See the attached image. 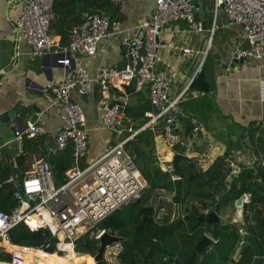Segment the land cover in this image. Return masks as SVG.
Instances as JSON below:
<instances>
[{"label":"built area","instance_id":"obj_1","mask_svg":"<svg viewBox=\"0 0 264 264\" xmlns=\"http://www.w3.org/2000/svg\"><path fill=\"white\" fill-rule=\"evenodd\" d=\"M127 1L111 0L116 5ZM214 2V20L210 30L198 20L195 0H156V9L151 18L140 23L133 31L124 29L120 21L112 20L103 13H89L84 16L81 24L72 29L67 47H63L50 33L58 18L54 0H28L20 7L16 29L30 47L31 56L38 58L52 54L57 65L66 71L63 80L48 82L42 94L63 123L55 136L54 144L48 147L47 152L55 156L72 146L74 166L66 172L65 181L57 184L53 166L48 160L34 157L33 161H28V170L23 177L17 176L14 180L18 206L10 213L0 212V252L12 257L10 263H0L26 264L25 256L32 251L46 256H69L71 251L60 249L58 245L61 243L72 246V252L77 257L86 256L75 251L74 242L123 206L139 199L148 188L130 145L137 141L140 134L151 132L161 136L172 151V159L177 154L175 149L184 144L181 127V122L184 121L183 104L206 96V92L194 90L191 85L202 73L209 49L202 53V62L192 79L175 91V68L168 71L157 69L162 48L161 38L167 26L185 22L189 32L204 34L208 30L209 48L218 29V16L223 13L228 26L243 27L242 39L248 44L245 49H236L235 59H264V0ZM115 38H120V45L124 49L123 66L114 65L102 69L91 78L86 70L76 64L77 56H94L98 53L101 42ZM181 51L186 57L194 55L191 48H182ZM132 86L135 91L147 87L149 101L155 109V112L145 113L147 121L140 126H136L127 114L130 97L127 89ZM95 87L100 89L96 109L102 116L103 126L113 133L114 144L102 157L82 168L81 163L89 154L90 131L86 115L71 99V92L89 96L94 93ZM190 125L194 134L200 132L201 127L196 119L190 118ZM47 135L46 129L38 122L19 121L14 128L18 156L24 154L26 139ZM157 160L164 170H173L172 162L170 167L163 163L166 158ZM258 162L264 167V159ZM229 168V177L242 173V168L233 162ZM177 179L180 178L172 177L173 182ZM241 199L247 211L253 205V196L244 192ZM161 203L154 210L153 216L157 223H162L167 216V205L173 206V196L162 198ZM198 210L201 216L207 217L215 212V207H199ZM21 224L32 232L49 231L57 239L56 248L50 251L49 243L39 247L12 244L9 232ZM207 226L210 225L204 223V227ZM207 229L205 228V235L211 237ZM105 232L99 231L95 238L99 240ZM239 234L242 240L233 256L234 262L242 259L247 245L244 239L247 234L242 226L239 227ZM211 238L214 244L218 242L214 236ZM4 244H9L15 250H7ZM121 250L122 247L118 245L109 248L105 254V264H114ZM39 259L35 257V262H39ZM261 264H264V252L261 254Z\"/></svg>","mask_w":264,"mask_h":264},{"label":"crops","instance_id":"obj_2","mask_svg":"<svg viewBox=\"0 0 264 264\" xmlns=\"http://www.w3.org/2000/svg\"><path fill=\"white\" fill-rule=\"evenodd\" d=\"M27 1L0 0V156L9 154L13 161L18 155L17 144L14 142V128L19 121H36L44 127L48 132V135L43 137L47 147L54 144L56 134L63 127L59 115L49 106L42 90L52 80H63L66 71L57 65L52 54L33 58L30 47L19 36L16 21L20 7ZM80 1L82 0H61L59 2L62 3L59 9L61 18L82 20L88 12H80L81 8L75 10ZM195 5L198 20L210 30L214 20V0H195ZM118 6L120 9L117 17L122 27L133 31L140 23L151 18L156 9V0H128ZM98 12L106 14V11ZM59 15L57 14L56 23L59 21ZM107 16L111 18V14ZM56 26L58 27V23ZM217 26L218 29L214 33L218 34L216 44L211 48H208L210 35L208 30L204 34L189 32L185 22L167 26L161 38L162 48L157 69L168 71L175 68L174 90L177 91L192 79L202 62V53L209 49L200 74L202 81L199 85L202 90L197 89L206 92V96L190 100L182 107L183 132L187 123L190 125V118L196 119L201 127L200 132L193 133L189 140L186 156L198 171H207L220 158H225L224 163L227 167L233 162L244 170L252 168L256 158L250 141V132L258 127L259 123L262 128L257 132L258 139L262 137L264 131V59L260 61L244 59L242 63L238 60V64L233 65L236 49L248 47L242 39L244 29L240 25L228 26L223 13L218 16ZM50 33L63 47L68 46L62 44V35L56 29L55 31L52 29ZM120 44V38L105 40L101 42L96 55L77 56L76 64L86 70L91 78L102 69L114 65L123 66L124 49ZM182 48H191L194 55L183 56ZM140 91L149 100L148 91H144V88ZM99 98V87H95L94 93L89 96H82L76 91L71 92V99L86 115L90 131L89 154L84 161L85 165L102 157L114 144L113 133L103 126L102 116L96 109ZM137 104L138 97L130 96L128 107ZM5 114H8L6 119ZM129 117L136 126H139L142 119L135 121L134 116ZM146 136L156 158L165 159L172 153L159 134L147 132ZM49 156L39 148L28 161H33L34 157L48 160ZM169 160H164L163 163L167 165ZM236 179L227 185V191L221 188L216 197L214 206L220 217V226L236 224L239 209L237 202L241 196L226 199L229 194L236 192L232 188ZM161 204L151 206L156 210ZM191 204L193 203L187 206ZM170 206L167 205L168 213L163 222H166L174 212V206L171 208ZM205 228L210 231V226L203 227L204 230ZM244 239L246 241V237ZM246 242L248 246L249 242ZM211 250L212 248L208 251ZM203 257L204 255L199 260L201 261ZM207 263L221 264L218 259Z\"/></svg>","mask_w":264,"mask_h":264},{"label":"trees","instance_id":"obj_3","mask_svg":"<svg viewBox=\"0 0 264 264\" xmlns=\"http://www.w3.org/2000/svg\"><path fill=\"white\" fill-rule=\"evenodd\" d=\"M54 1L55 12L59 15V9L62 4H59V2L61 0ZM78 3L80 5L77 4L75 10L81 8L80 12H88V14L106 11L104 15L111 14L112 20L119 21L117 15L120 7L112 3L111 0H82ZM82 21L83 19H63L60 16L57 22L58 27L55 22L52 25V29L53 31L56 29L61 33L62 44L64 46L69 45V34ZM201 81L200 75L192 83V89L202 90L199 85ZM127 93L130 96L136 95L138 97V104L136 106H129L127 112L129 116L135 117V121L142 119L139 124L140 126L147 121L145 113L155 112V109L141 91L136 93L134 86L128 88ZM260 128L262 127L258 126L250 132V141L256 161L253 162L252 168L242 170V173L232 186L236 192L231 191L232 193L226 199L238 198L244 192L252 194L253 205L244 212L245 224L242 227L244 230H247L246 240L249 243L252 240L257 241L262 252H264V167L258 162V160L264 159V131L261 134L262 137L258 139L257 132H259ZM185 130L187 131L188 140H191L193 131L189 123H187ZM146 133L140 134L137 141L131 144L135 161L138 165H141L140 170L148 183V188L143 194L144 196L123 206L112 216L77 239L74 242L77 253L90 255V257L95 256L99 249V241L95 238V235L99 231H106L111 235L125 239L121 244L122 250L116 257L114 264H171L174 259L162 249V244L178 255H186L192 249L189 241L200 240L202 238L206 230L203 229L204 224H199L201 215L198 207H215L219 190L221 188L226 191L228 190L226 180L229 177L230 168L224 163L225 158H220L207 171H198L194 163L189 159L182 160L176 174L174 170H164L161 165L155 164L156 158H154L153 151L150 149L151 145L147 141ZM39 148L48 155V147L43 137L26 139L24 154L15 156V161L12 160L9 154L0 156V212L10 213L18 206L15 197L14 180L17 176L23 177L24 173L28 170L27 162L29 157L38 151ZM180 148H176L175 152L178 153ZM187 149L188 147L186 146L185 155H187ZM47 159L53 166L57 184H62L65 181L66 172L74 166L73 147L70 146L67 150L55 156L50 155ZM150 163H153V165L148 167ZM85 166V163L82 162L81 167ZM173 176L181 179V210L184 217L182 218L183 215H181L176 222L172 223L173 214L171 213V216L167 219V223L161 225L155 222L153 216L155 209L149 203L155 199V195L160 196L161 193L165 192H170L172 195L175 194V182L172 181ZM161 198L163 197H160V200ZM189 203L193 204L187 206ZM8 236L11 243L16 246L39 247L44 243H49L50 251L56 248L57 243V239L49 231L32 232L24 224L11 230ZM239 237L238 224L219 226L214 235V238L218 242L196 264H208L207 262H211L214 259H218L221 264H252L254 252L250 245L247 246L239 262L229 259ZM5 248L9 251L15 250L9 244H6ZM59 248H64V246L59 244ZM34 256L40 258L41 264H46V255H42L39 252L27 253L25 256L26 264H32L31 258ZM11 259V255L3 251L0 252V262L10 263ZM53 264H63V257L55 254Z\"/></svg>","mask_w":264,"mask_h":264},{"label":"water","instance_id":"obj_4","mask_svg":"<svg viewBox=\"0 0 264 264\" xmlns=\"http://www.w3.org/2000/svg\"><path fill=\"white\" fill-rule=\"evenodd\" d=\"M241 63L244 62V59L239 60ZM238 64V60H234V64ZM147 90V87L144 88V91ZM8 117V114H5V119ZM184 126V125H183ZM184 144L180 148L179 152L174 155L173 157V170L177 174L178 168L180 165V162L182 160L188 159V157L185 155V148L188 145V136L187 131L184 130ZM139 167L141 165L139 164ZM238 174H234L226 180V184L228 185L230 182H232L235 178H238ZM181 197H182V186H181V179H177L175 181V194L173 196V205H174V212H173V218L172 223L176 222L180 216H181ZM238 206V214L236 219V224L243 226L245 224L244 221V211L246 210V205L243 204L242 199H239L237 202ZM207 223L210 225V233L211 237L215 235V231L220 226V217L216 212H212L207 217L201 216L199 218V224ZM245 234H247V230L245 229ZM205 235V232L203 233V236L200 240H190L189 243L192 246V249L186 254V255H178L174 251L166 248L162 244V249L169 253L174 261L171 264H196V262L206 253L209 249H211L214 245L212 238ZM242 240V237H239V240L236 244L235 251L239 248L240 242ZM99 249L94 256V260L96 261V264H105V254L109 248H112L116 245H121L125 239L123 237L114 236L107 232H105L100 238H99ZM250 247L254 251V260L252 264H261V254L262 250L257 243V241L252 240L249 243ZM231 254L230 259L233 260V254Z\"/></svg>","mask_w":264,"mask_h":264},{"label":"bare ground","instance_id":"obj_5","mask_svg":"<svg viewBox=\"0 0 264 264\" xmlns=\"http://www.w3.org/2000/svg\"><path fill=\"white\" fill-rule=\"evenodd\" d=\"M171 159H172V157H171ZM166 160H169V158H166ZM169 162H170V160H169ZM60 245L64 246V248H61V249L71 251L69 256L63 257V264H96L93 257L86 258V259L84 257L79 258L76 256V254L74 252H72L73 251L72 246L66 245L64 243H61ZM4 246L6 247L5 244H4ZM32 252H35V251H32ZM35 253H38V252H35ZM53 257H54V255L53 256H45L46 264H53ZM31 261H32V264H41L40 259H39V262H35V256L31 258Z\"/></svg>","mask_w":264,"mask_h":264},{"label":"rangeland","instance_id":"obj_6","mask_svg":"<svg viewBox=\"0 0 264 264\" xmlns=\"http://www.w3.org/2000/svg\"><path fill=\"white\" fill-rule=\"evenodd\" d=\"M217 32H216V34L215 35H213L214 37H213V40H212V45L210 46V48L212 47V46H214L215 44H216V40H217ZM130 148H131V145H130ZM132 149V148H131ZM172 154H170V156H171ZM170 156H168L167 158H169ZM154 158H156L155 156H154ZM156 160H157V158H156ZM155 160V164L156 165H160V162L157 160L156 161ZM168 162V164L167 165H169V166H167V167H170V165H171V162H172V164H173V159L169 162V161H167ZM153 165V163L151 164H149L148 165V167L149 166H152ZM17 170V169H16ZM144 194V193H143ZM141 195V197H143L144 195ZM170 196H174V194L172 195V193H170V192H165V193H161V195L160 196H157V195H155V199H153V200H151V202L149 203L150 205H157L158 203H161L162 201L160 200V197H163V199H165V198H168V197H170ZM140 197V198H141ZM139 198V199H140ZM162 199V198H161ZM138 200V199H137ZM134 201H136V200H134ZM174 206V205H173ZM170 208H171V206H170ZM167 223V221L166 222H162V223H159V224H161V225H163V224H166ZM247 241V240H246ZM59 246V245H58ZM118 246H121V245H118ZM247 246V245H246ZM246 246H245V248H246ZM59 256H62L63 257V254H59ZM84 258H90V255H86V256H83ZM116 260V259H115ZM233 261V260H232ZM4 264H7V263H4Z\"/></svg>","mask_w":264,"mask_h":264}]
</instances>
